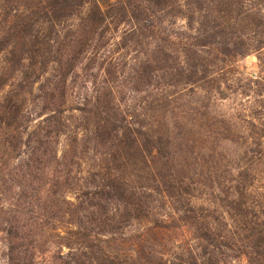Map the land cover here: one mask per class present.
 Returning <instances> with one entry per match:
<instances>
[{
    "label": "rangeland",
    "instance_id": "obj_1",
    "mask_svg": "<svg viewBox=\"0 0 264 264\" xmlns=\"http://www.w3.org/2000/svg\"><path fill=\"white\" fill-rule=\"evenodd\" d=\"M0 264H264V0H0Z\"/></svg>",
    "mask_w": 264,
    "mask_h": 264
}]
</instances>
